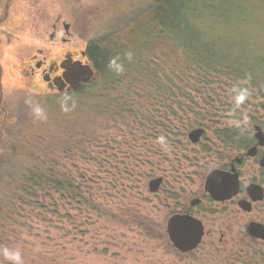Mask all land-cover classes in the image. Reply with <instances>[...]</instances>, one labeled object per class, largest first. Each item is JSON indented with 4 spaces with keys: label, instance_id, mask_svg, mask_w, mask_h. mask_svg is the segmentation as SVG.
I'll list each match as a JSON object with an SVG mask.
<instances>
[{
    "label": "rangeland",
    "instance_id": "374dc122",
    "mask_svg": "<svg viewBox=\"0 0 264 264\" xmlns=\"http://www.w3.org/2000/svg\"><path fill=\"white\" fill-rule=\"evenodd\" d=\"M7 1L0 0V20ZM150 1L13 0L8 5L0 24V161L8 160L9 131L19 117L29 118L25 99L58 97L32 92L36 79H31L29 71L34 62L42 56L59 61L67 52L80 58L90 41L131 21ZM256 16L262 20L264 12ZM202 24L208 34L224 38L234 34L228 23L215 17ZM259 39L264 44V35ZM260 48L264 52V45ZM161 69L196 105L186 103L170 113L166 102L153 96L161 97V93L151 89L143 93L138 83L131 86L128 80L129 92L116 87L109 97L124 96L118 110L104 112L109 104L103 101L100 113L85 118L70 115L67 125L80 121L83 135L62 139L43 157L74 182L77 193L14 195L18 180L4 177L0 181V246L19 248L25 264H264V243L251 241L243 228L245 219L229 214L230 210L209 215L203 207L196 209L206 235L192 253L180 254L169 242L165 232L169 217L180 214L201 194L209 171L233 155L213 132L219 126L234 128L229 121L245 111L230 115L232 93L216 79L202 84V79L188 80L183 73L175 79L170 74L174 66ZM178 99L180 104L185 101ZM248 104L251 108L245 113L253 121L260 112L257 107H264V96L253 93ZM57 109L53 103L51 112ZM195 122L208 130L204 128L200 142L192 145L188 134L202 128ZM187 123L192 127H186ZM160 135L168 138L170 153L156 143ZM157 178H162L160 189L150 193L148 183Z\"/></svg>",
    "mask_w": 264,
    "mask_h": 264
},
{
    "label": "trees",
    "instance_id": "16d2710c",
    "mask_svg": "<svg viewBox=\"0 0 264 264\" xmlns=\"http://www.w3.org/2000/svg\"><path fill=\"white\" fill-rule=\"evenodd\" d=\"M258 12H264V0H151L131 21L88 43L86 55L95 74L87 85L72 93L77 100L74 111L68 114L59 111L61 96L57 99H34L41 101L39 103L46 109L48 119L43 123L34 122L30 113L26 114L29 118L25 121L19 117L15 128L9 131L8 160L0 161V181L4 177H16L18 183L14 184V195L77 193L74 182L65 174L56 172L52 162L45 161L43 157L45 153H51L48 148L62 139L71 141V138L83 135L80 134L83 133L79 129L80 121L73 122L71 127L67 125L66 119L70 115L85 118L92 113H100L103 101L109 104L104 112L118 110L119 99L123 102L124 96L120 95L117 100L109 97L116 87L126 89L128 80H132L129 82L131 86L138 83L143 93L149 89L155 94L161 93V97L153 96L166 102L170 113H173V108L180 110V106L186 103L196 105L187 100L169 76L163 74L161 66H174L176 70L170 74L175 79L180 73L185 74L188 80L200 78L202 84H207L208 79H216L230 92L233 85L242 84L254 94L264 96V68L254 67L264 66V52L260 51L264 44L259 39L264 35V19L256 16ZM214 17L229 24L234 33L231 38L213 32L208 34L204 30L202 22ZM128 51L133 53L131 62L123 58ZM117 55L125 67L121 75L107 68L109 59ZM176 71L178 73L175 74ZM178 97L185 99L183 104ZM53 103L58 106L55 114L51 112ZM228 107L232 110V105ZM250 108L248 103L242 107L245 112ZM138 111H141V106ZM195 125L208 130L203 124L195 122ZM186 127L191 128L192 124L187 123ZM165 130L170 133L168 128ZM213 133L223 146L230 148L246 142L244 134L241 135L236 128L219 126ZM56 137L61 139L55 141Z\"/></svg>",
    "mask_w": 264,
    "mask_h": 264
},
{
    "label": "flooded vegetation",
    "instance_id": "af4514ba",
    "mask_svg": "<svg viewBox=\"0 0 264 264\" xmlns=\"http://www.w3.org/2000/svg\"><path fill=\"white\" fill-rule=\"evenodd\" d=\"M12 1L13 0L7 1L0 24L5 21L8 5L12 3ZM53 29L54 31L56 30V25L53 26ZM65 33L68 34L67 31ZM55 38L56 34L53 33L50 36V40L53 41ZM87 45L85 51L80 53V58H78L76 54H70L69 52L64 54L59 61L54 58L50 59L46 56L39 57V59L34 62V67H30L29 73L31 79H37V77H39L44 81L48 87L52 89L47 95L62 96L65 92L71 94L77 92L84 85L74 90L69 89L70 86L65 78L68 73L67 70L73 66L92 67L86 55ZM257 110L260 112L255 113L257 115L256 119L250 123L249 131L244 134L246 142L240 146L231 148L230 151H232L233 155L220 165L211 169L206 175L207 177L213 171L227 174L231 184L233 182L236 183V187H233L232 190L234 191L233 195L226 201H216L212 199L204 189L205 177L201 194L193 198L180 214L175 215H189L202 223L196 213V209L198 208L202 209L203 207V212L209 215L219 214L222 210L227 212L230 210L229 214H234L235 216H240L245 219L243 228L251 241L264 243V239L256 238L251 233L254 227L255 230L252 231L253 234L260 235L262 232L264 234V107L258 106ZM194 201L197 203L194 204ZM226 218L228 219V217ZM225 225L230 228L234 226V224H232V227L231 224ZM229 227H227V229H230ZM203 229L204 235L202 241L206 235L204 225ZM220 241H222V238H220Z\"/></svg>",
    "mask_w": 264,
    "mask_h": 264
},
{
    "label": "water",
    "instance_id": "95a60500",
    "mask_svg": "<svg viewBox=\"0 0 264 264\" xmlns=\"http://www.w3.org/2000/svg\"><path fill=\"white\" fill-rule=\"evenodd\" d=\"M65 30L68 26H64ZM66 82L69 84V89H77L81 85L88 84L94 77V69L91 66H73L67 70ZM1 92V86H0ZM204 130L199 128L191 131L187 138L192 145H196L200 142ZM227 174L219 171L211 172L205 180L204 189L210 195V197L216 201H226L234 193L233 187H236V183L229 181ZM162 184V178H157L148 183V190L150 193H156L160 189ZM194 204L197 202L194 201ZM253 230L254 227H253ZM252 230V231H253ZM252 235L256 238L264 239V234ZM166 235L172 247L180 254H189L197 249L200 245L204 229L202 223L190 217L189 215H173L166 223Z\"/></svg>",
    "mask_w": 264,
    "mask_h": 264
},
{
    "label": "clouds",
    "instance_id": "9594fccd",
    "mask_svg": "<svg viewBox=\"0 0 264 264\" xmlns=\"http://www.w3.org/2000/svg\"><path fill=\"white\" fill-rule=\"evenodd\" d=\"M123 58L131 62L133 60V53L131 51L125 52ZM107 68L116 75H121L125 71L124 64L121 62V57L119 55L109 59ZM51 91L52 89H50L39 77L33 82L32 92L34 94L47 95ZM231 93L232 110L230 115H235L252 99L253 90L242 84H237L233 85ZM24 103L28 107L30 116L34 122L43 123L47 121L48 113L39 102L29 97L25 99ZM59 106L62 113L68 114L77 107V100L71 93L65 92L59 99ZM229 124L243 135L249 131L250 118L245 112H241L239 117L231 119ZM155 141L159 145L161 151L165 153L171 152L169 140L165 135L157 136ZM0 258H2L0 259V264H4V261L9 262V264H25L24 257L19 248L0 246Z\"/></svg>",
    "mask_w": 264,
    "mask_h": 264
}]
</instances>
